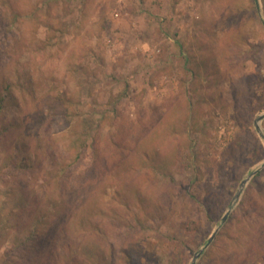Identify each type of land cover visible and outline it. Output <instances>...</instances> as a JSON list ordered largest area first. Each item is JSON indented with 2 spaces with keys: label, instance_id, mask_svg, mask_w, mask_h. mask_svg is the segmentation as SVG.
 <instances>
[{
  "label": "rangeland",
  "instance_id": "1",
  "mask_svg": "<svg viewBox=\"0 0 264 264\" xmlns=\"http://www.w3.org/2000/svg\"><path fill=\"white\" fill-rule=\"evenodd\" d=\"M7 84L0 264H264V0H0Z\"/></svg>",
  "mask_w": 264,
  "mask_h": 264
},
{
  "label": "trees",
  "instance_id": "2",
  "mask_svg": "<svg viewBox=\"0 0 264 264\" xmlns=\"http://www.w3.org/2000/svg\"><path fill=\"white\" fill-rule=\"evenodd\" d=\"M33 13H36V12H33ZM15 17L18 18L20 16H18V14L16 13ZM11 95H12V89H11V85L10 84H7L2 89H0V112L4 111L6 109V107H7L6 101L9 98H12ZM80 158L81 157H77L76 158V162L79 161ZM73 163H74V161L72 163H70V164H73ZM64 171H65L64 169H62V170L60 169V170H57V173L59 172V174H60L62 172V176H63ZM59 174H58V176L57 175L54 176V177L57 178V180L59 178H61V175L59 176ZM208 215H210V213H208ZM210 218H211L212 221H215L214 217L212 215H210ZM199 225H200L199 222L194 221V220H190V221L185 223V231L189 232V233L197 231L198 228H199ZM45 226H46V222H45Z\"/></svg>",
  "mask_w": 264,
  "mask_h": 264
},
{
  "label": "water",
  "instance_id": "3",
  "mask_svg": "<svg viewBox=\"0 0 264 264\" xmlns=\"http://www.w3.org/2000/svg\"><path fill=\"white\" fill-rule=\"evenodd\" d=\"M264 120V114L259 116L257 118V120L255 121V127L257 129V132L259 133L260 137L264 140V132L261 129L260 123ZM264 167V163L254 172H252V174L250 175V177L254 176L260 169H262ZM250 177L247 180H244L241 184V190L240 192L236 195L235 200H237L241 194V191L243 189V187L248 183V180L250 179ZM230 214V211H228V213L224 216L222 223H224L228 216ZM219 231V228L215 230V232L213 233V235L209 238V240L207 241V243L204 245V247L194 256L192 264H196L197 260L201 257V255L203 254V252L211 245V243L214 241L217 233Z\"/></svg>",
  "mask_w": 264,
  "mask_h": 264
}]
</instances>
